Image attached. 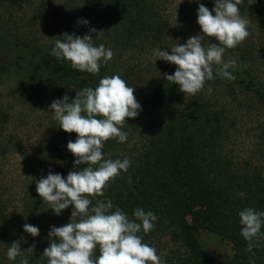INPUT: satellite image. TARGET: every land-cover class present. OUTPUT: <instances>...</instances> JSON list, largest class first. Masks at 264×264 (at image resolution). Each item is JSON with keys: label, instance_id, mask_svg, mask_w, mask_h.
Wrapping results in <instances>:
<instances>
[{"label": "trees", "instance_id": "1", "mask_svg": "<svg viewBox=\"0 0 264 264\" xmlns=\"http://www.w3.org/2000/svg\"><path fill=\"white\" fill-rule=\"evenodd\" d=\"M164 1L68 0L65 9L49 14V18L41 9L39 19L43 16V22L48 20L49 24L31 31L14 28L10 23L15 14L26 12L35 0H0V93H5L0 98H15L17 87L23 96L31 91L54 118L49 110L54 100H63L67 95L70 102L76 91L95 90L102 78L120 76L135 89L141 111L136 118H128L121 129L128 133L127 141L109 139L104 144L103 157L128 159L130 167L109 182L103 196L89 197L92 206L111 200L113 208L106 214L120 209L136 223H141L134 217L137 208L152 211L158 217L152 222L153 229L147 234L141 229L137 235L156 250L162 264H223L200 245L197 234L202 228H211L231 239L234 254L228 264H264V236L256 241L258 247L249 252L239 222V213L245 209L264 212V167L260 166L262 162L255 164L253 158L234 154L231 144L235 124L228 122L226 106L207 90L210 84L221 100L250 97L264 112V82L252 67L256 42L248 37L236 48L226 49L227 60H237V67L232 70L235 80L222 78L214 71L213 79L206 80L196 95L185 96L178 85L166 80L164 74L177 70L174 64L156 66L163 73L155 83H140L138 74L151 70L140 68L139 55L162 47L170 31ZM198 1L209 10L215 8V0ZM238 8L241 15L254 16L264 38V0H242ZM185 13L192 15L189 10ZM80 20H87L88 24H78ZM92 28L97 30L92 33L93 45L103 44L114 53L107 64L101 60L99 73L81 72L70 61L52 55L56 40L65 41L67 34L83 37ZM97 35L99 38L95 39ZM11 109L0 107V159L9 154L14 141L8 132ZM53 123L56 126L49 128L51 136L36 154L14 208L8 206L0 183V264H21L23 259L28 264H48L43 253L50 246L52 226L71 222L74 205L57 215L36 191V182L49 172L66 179L70 171L86 167L77 169L76 157L67 148L69 141H76L77 134L65 132L56 120ZM261 142L263 148L264 136ZM76 219L78 222L80 217ZM25 223L38 227L39 235L33 237L25 232ZM260 231L264 233V224ZM18 240L24 255L13 261L8 259L7 251ZM166 240L170 247L164 243ZM99 254L97 246L93 258Z\"/></svg>", "mask_w": 264, "mask_h": 264}, {"label": "clouds", "instance_id": "2", "mask_svg": "<svg viewBox=\"0 0 264 264\" xmlns=\"http://www.w3.org/2000/svg\"><path fill=\"white\" fill-rule=\"evenodd\" d=\"M249 2L256 3V0ZM241 3L242 0H215L212 11L200 4L197 23L204 36L213 37L218 43L205 49L202 46L203 36L196 35L184 44L171 47L172 54L161 48L154 51L153 55L158 60L178 66L174 74L164 76L168 82L178 85L185 96L202 91L205 81L213 79L214 71L222 78L235 80L232 70L236 69L237 60L225 61L223 57L226 49L236 48L250 35L248 21L240 16L238 5ZM77 23L87 25L88 21ZM96 32L92 28L83 37L67 34L65 41L56 40L52 55L70 61L71 66L81 72L99 73L101 60L107 64L114 53L105 49L103 44L98 47L93 45L92 33ZM98 38L97 35L95 39ZM134 92L135 89L115 75L102 78L95 90L84 88L76 91L75 99L70 102L65 95L63 100L51 103L49 110L54 113L59 127L78 136L75 142L67 144L68 150L76 157L75 167H86L70 171L66 179L61 174L49 172L46 178L41 177L36 182L37 193L55 214L59 215L74 205L71 222L61 227L52 226L49 232L50 246L43 253L48 258V264H162L156 250L137 235L141 229L145 234L153 229L152 222L158 217L152 211L137 208L134 217L141 223H136L120 209L106 214L113 208L111 200L99 201L92 206V199L89 198L103 196L109 182L115 180L121 170L126 173L130 167L128 159L104 160L103 147L109 139L118 138L121 143L127 141L128 133L121 129L128 118H136L141 111ZM92 165L98 167L93 168ZM77 217H80L78 222ZM239 217L241 234L248 242L247 250L252 252L258 247L256 241L264 236L260 231L264 224V212L248 208L241 211ZM23 227L33 237L39 235L38 227L27 223ZM97 246L100 254L94 259ZM23 255L20 240L13 242L7 251L8 259L13 261ZM21 264H28V260H21Z\"/></svg>", "mask_w": 264, "mask_h": 264}, {"label": "rangeland", "instance_id": "3", "mask_svg": "<svg viewBox=\"0 0 264 264\" xmlns=\"http://www.w3.org/2000/svg\"><path fill=\"white\" fill-rule=\"evenodd\" d=\"M66 1L68 0H35L26 12L15 14L10 24L14 28H27L31 31L46 28L49 21L44 23L43 16L39 19L40 10L42 9V12L49 18V14H55L56 11L65 9ZM200 4L198 0H192V2L189 0L164 1L163 11L170 21L171 27L164 44L160 47L162 51L166 50L172 54L171 47L184 44L190 37L196 35L203 36L202 46L206 48L213 43H218L215 38L204 36L197 23ZM187 10L192 12L191 16L186 15L185 11ZM2 13L3 11H0V14ZM213 15H215L214 11ZM240 16L248 21L249 37L254 43L256 42L257 46L252 61L253 70L264 82L263 32L252 14H240ZM43 36L46 35L43 34ZM52 36L55 37L53 34ZM153 54L154 52H147L139 55L138 65L141 66L140 68L151 70L150 73L144 71L138 74L140 83L153 84L156 82L162 72V70L158 71L156 66H174L167 61L158 60ZM223 58L226 61L228 55L225 53ZM15 90V98H8V100L0 98V107L12 108V123L8 132L14 141L9 154L0 159V183L4 187L8 206L11 208H14V204L21 199L23 188L27 184L26 176L30 166L33 164L36 154L40 153L44 142L51 136V126H56L53 123L55 121L53 115L46 110L45 105H41L35 95L31 94V91L23 96L18 87ZM207 90L226 106L227 120L229 123L235 124L232 129L234 133L231 144L234 154L243 159L253 158L255 164L259 166L262 162L260 166L264 167V145L263 148L261 145L264 136V112L258 102L244 95L238 96L235 101L232 98L221 100L215 96L216 92L212 90L210 84L207 85ZM3 94L5 95L1 92L0 96ZM10 211L14 212L11 209ZM197 239L213 259L223 264H228L231 261L234 251L229 237L221 236L211 228H202L197 234ZM164 243L170 247L167 245V240ZM167 254L165 250L163 255Z\"/></svg>", "mask_w": 264, "mask_h": 264}]
</instances>
